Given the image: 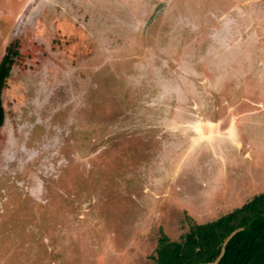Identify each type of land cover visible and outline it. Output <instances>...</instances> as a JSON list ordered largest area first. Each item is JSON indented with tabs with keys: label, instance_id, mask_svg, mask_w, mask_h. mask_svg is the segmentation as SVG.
Listing matches in <instances>:
<instances>
[{
	"label": "rangeland",
	"instance_id": "obj_1",
	"mask_svg": "<svg viewBox=\"0 0 264 264\" xmlns=\"http://www.w3.org/2000/svg\"><path fill=\"white\" fill-rule=\"evenodd\" d=\"M9 45L0 264H156L264 190V0H0Z\"/></svg>",
	"mask_w": 264,
	"mask_h": 264
},
{
	"label": "trees",
	"instance_id": "obj_2",
	"mask_svg": "<svg viewBox=\"0 0 264 264\" xmlns=\"http://www.w3.org/2000/svg\"><path fill=\"white\" fill-rule=\"evenodd\" d=\"M11 45L0 59V131L5 119L2 89L19 53ZM215 258L216 264H264V190L215 218L190 221L177 239L160 231L153 255L156 264H195Z\"/></svg>",
	"mask_w": 264,
	"mask_h": 264
},
{
	"label": "water",
	"instance_id": "obj_3",
	"mask_svg": "<svg viewBox=\"0 0 264 264\" xmlns=\"http://www.w3.org/2000/svg\"><path fill=\"white\" fill-rule=\"evenodd\" d=\"M218 261L217 258L211 260V261H205V262H198V263H195V264H216Z\"/></svg>",
	"mask_w": 264,
	"mask_h": 264
}]
</instances>
